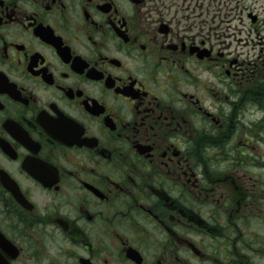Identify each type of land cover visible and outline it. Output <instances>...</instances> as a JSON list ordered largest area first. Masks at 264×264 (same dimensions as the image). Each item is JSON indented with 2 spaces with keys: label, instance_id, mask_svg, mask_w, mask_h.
I'll return each instance as SVG.
<instances>
[{
  "label": "flooded vegetation",
  "instance_id": "1",
  "mask_svg": "<svg viewBox=\"0 0 264 264\" xmlns=\"http://www.w3.org/2000/svg\"><path fill=\"white\" fill-rule=\"evenodd\" d=\"M0 264H264V1L0 0Z\"/></svg>",
  "mask_w": 264,
  "mask_h": 264
},
{
  "label": "rangeland",
  "instance_id": "2",
  "mask_svg": "<svg viewBox=\"0 0 264 264\" xmlns=\"http://www.w3.org/2000/svg\"><path fill=\"white\" fill-rule=\"evenodd\" d=\"M261 1H264V0H261Z\"/></svg>",
  "mask_w": 264,
  "mask_h": 264
}]
</instances>
